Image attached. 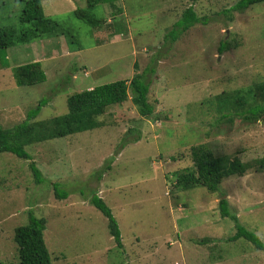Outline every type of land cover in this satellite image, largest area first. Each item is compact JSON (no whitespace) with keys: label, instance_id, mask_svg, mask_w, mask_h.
Listing matches in <instances>:
<instances>
[{"label":"rangeland","instance_id":"374dc122","mask_svg":"<svg viewBox=\"0 0 264 264\" xmlns=\"http://www.w3.org/2000/svg\"><path fill=\"white\" fill-rule=\"evenodd\" d=\"M23 1L0 0V30H23ZM237 1L119 0L91 11L101 19L92 28L73 15L85 0H44V15L66 34L0 50V128L24 121L42 99L35 121L62 116L69 96L136 74L149 84L154 111L141 117L129 94L99 118V129L26 146L39 185L28 161L1 153L0 262L18 263L14 229L32 213L45 220L51 264H264L251 243L229 241L234 223L218 208L225 198L229 213L264 243V116L229 123L216 111L223 92L245 89V97L263 100L264 3L225 13ZM188 7L202 22L165 39ZM223 43L228 50L220 53ZM34 54L45 81L16 86L12 70ZM196 145L239 160L246 173L223 180L218 193L179 189L174 175L194 170ZM53 184L66 198L56 199ZM93 195L111 210L122 248L91 205Z\"/></svg>","mask_w":264,"mask_h":264},{"label":"trees","instance_id":"16d2710c","mask_svg":"<svg viewBox=\"0 0 264 264\" xmlns=\"http://www.w3.org/2000/svg\"><path fill=\"white\" fill-rule=\"evenodd\" d=\"M42 1H23L19 19L21 25L24 26L23 30L19 33L14 30H0V50L66 34L57 22L44 15ZM117 1L119 0H85V9H76L73 15L82 23L96 28L101 19L96 18L91 11L99 5L114 7ZM258 3H264V0H238L231 10L225 11V13L240 12ZM199 22L202 20L198 18L192 7H188L165 35V39L174 42L178 35L188 31ZM227 48L228 45L223 43L219 47V52H224L228 50ZM12 77L18 87L33 86L45 81V74L39 62L15 67L12 70ZM257 89L262 91L263 100L260 101L261 103L256 101V93L250 92L245 97V89L223 92L216 96V111L219 114V120L231 123L233 118H240L244 122L253 123L261 119L264 116V83ZM148 92V82L144 80L142 74H136L129 81L119 80L75 93L66 100V114L43 121H35L41 107L47 103L46 99H42L26 113L24 121L9 129L0 128V154L10 153L19 159L28 161V168L34 183L39 185L42 175L31 156L25 151L26 146L99 129L102 126L99 118L109 107L125 103L129 99V94L131 103L138 114L143 118H148L154 111L147 99ZM252 97L254 98L250 102ZM190 156L194 170L186 175H174L176 177L175 186L183 191L201 187L210 193H218L223 180L230 177H241L248 169L237 159L228 160L225 157H216L204 145L191 147ZM259 166L260 169L264 167V158L259 161ZM52 186L56 199L66 198L67 194L60 192L57 184ZM90 203L107 219L111 237L116 245L122 248L120 232L109 207L97 195L92 196ZM218 208L222 217H230L234 223L235 234L229 241L243 239L264 254V243L254 233L244 228L235 215L229 213V205L225 198L219 200ZM45 224L43 218L39 219L30 213L29 222L14 229L13 240L17 246V264H51L43 237ZM0 264L8 263L0 262Z\"/></svg>","mask_w":264,"mask_h":264},{"label":"crops","instance_id":"0c3cea01","mask_svg":"<svg viewBox=\"0 0 264 264\" xmlns=\"http://www.w3.org/2000/svg\"><path fill=\"white\" fill-rule=\"evenodd\" d=\"M43 2H44V0L42 1V4H43ZM27 45V44H26ZM29 45V44H28ZM35 58H36V55L34 54V57L32 58L33 59V62H30V63H35V62H37V61H35ZM45 59V58H44ZM40 60H38V62H39ZM30 63H28V64H30ZM39 63H42V62H39ZM23 65H25V64H23Z\"/></svg>","mask_w":264,"mask_h":264}]
</instances>
